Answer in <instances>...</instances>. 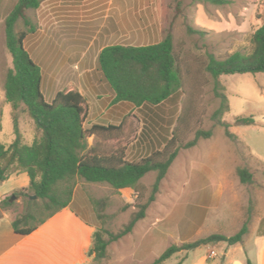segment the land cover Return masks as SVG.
<instances>
[{"label": "rangeland", "instance_id": "374dc122", "mask_svg": "<svg viewBox=\"0 0 264 264\" xmlns=\"http://www.w3.org/2000/svg\"><path fill=\"white\" fill-rule=\"evenodd\" d=\"M228 1L227 5H214L202 0H44L38 10L26 11V17L38 27L36 34L28 37V48L42 58L48 53L58 59L62 69L60 76L65 84L75 73L76 59L86 48V42L104 26L109 12L112 19L120 20L130 29L128 39H122L119 46H152L170 32L183 78L178 102L167 104L168 111L175 113L174 119L180 117L170 131L177 127L181 146L192 141L198 131L212 132L210 139H201L197 146L180 149L160 184L156 200L146 211V218L137 223L131 234L111 243L106 258L99 261L94 256L88 258L94 231L102 228L113 234L119 233L138 210L134 206L138 194L133 190L117 192L107 184L86 186L85 192L91 199L100 202L96 207L100 218H92L85 209L68 208L61 214L58 221L68 217L75 219L69 224L73 228V240L63 236L59 242L63 264H152L172 245L213 234L230 237L247 221L252 235L254 227L264 217V73L220 77L224 87L222 93L229 105V111L221 120L229 125V132L235 136L229 138L225 128L213 119L220 107V99L215 94L214 80L206 70L210 56L224 59L232 53H245L249 49L252 34L264 23V0ZM17 2L0 0V141L3 143L15 137L13 109L6 104L4 85L13 68L6 45L5 20ZM87 12L93 17L91 29H86L84 35L80 32V43L71 45L72 39H76L77 24L74 22ZM144 24L152 29L149 36L130 33L131 29L144 28ZM24 30L21 19L16 31ZM68 56L71 61H67ZM43 60L46 63L47 58ZM136 116L140 123L124 127L119 141L106 144V150L129 145L141 128L140 138L148 150L144 157L149 156L154 148L163 149L161 135L165 134L164 130L151 124L149 118L138 110ZM165 117L169 119L172 115ZM239 117H252L254 122L248 126L239 125L236 122ZM30 119L26 112L20 113V131L28 143L36 136ZM145 122L148 123L146 126ZM161 126L168 127L166 123ZM238 168L246 169L252 175V183L241 182ZM155 180L156 173L142 179L145 200L150 197ZM13 195L16 198L10 201L12 205L1 210L0 215L7 212L20 218L28 212L30 199L19 192ZM31 200L37 201L40 209L35 214L37 222L47 211L41 209L42 201ZM32 225L33 221H30L27 226ZM43 233L40 230L30 239L38 241L44 238ZM105 239L108 240L107 235ZM246 239V247L252 254L253 237ZM221 250L201 247L193 252H180L163 264H222ZM231 254L236 262L248 259L244 250Z\"/></svg>", "mask_w": 264, "mask_h": 264}, {"label": "trees", "instance_id": "16d2710c", "mask_svg": "<svg viewBox=\"0 0 264 264\" xmlns=\"http://www.w3.org/2000/svg\"><path fill=\"white\" fill-rule=\"evenodd\" d=\"M43 1L18 0L5 20L6 45L13 60V68L6 76L4 91L5 101L13 109L15 140L10 145H0V184L15 170L29 175L30 186L22 190L23 197L30 199L29 210L20 218L13 217V228L20 236L32 234L57 213L69 207L78 181L107 184L117 192L129 189L137 193L134 206L138 210L119 233L113 234L102 228L95 231L89 257L94 256L99 261L106 258L111 243L131 234L137 223L146 218V211L156 200L160 184L180 149L197 146L201 139H210L212 132L198 131L192 141L181 146L176 134L177 127L170 131L180 117L174 119L175 113L168 111L167 104L178 102L183 89V78L173 35L168 32L158 44L146 47L109 46L101 51L98 58V68L114 92L115 102L133 104L142 115L149 118L151 124L164 130L165 134L161 135L163 149L154 148L149 156L138 161H130L120 152L102 155L93 148L89 149L90 137L100 133L111 135L119 127L94 126L85 130L90 109L87 100L78 91H61L52 103L46 102L42 93V71L24 44L38 30L25 13L28 10H38ZM202 1L214 5L229 4L228 0ZM21 19L25 30L17 32L16 25ZM206 70L214 80L215 94L220 99V107L213 119L225 128L229 138H235L228 130L229 125L221 120L229 111V105L227 97L222 93L224 87L219 79L225 75L264 73V23L252 34L250 47L245 53L235 52L224 59L210 56ZM21 112H26L35 124L36 137L32 144L25 143L20 131ZM167 114L172 117L167 119ZM236 122L248 126L254 121L252 117H239ZM162 123H166L168 127H162ZM150 173H156V180L150 197L145 200V187L141 181ZM237 175L243 184L253 181L246 169L238 168ZM33 196L42 201L41 209L47 211L45 217L37 222L35 214L40 209L37 201L31 200ZM11 198L9 196L0 203V211L12 205ZM91 202L95 209L100 204L95 200ZM30 221H33V225L27 226ZM248 233L249 221L230 237L213 234L193 242L172 245L152 264H163L177 253L193 252L205 246L214 247L221 243L229 247L235 246L243 243ZM106 235L108 240L105 239ZM246 264L254 263L248 258Z\"/></svg>", "mask_w": 264, "mask_h": 264}, {"label": "crops", "instance_id": "0c3cea01", "mask_svg": "<svg viewBox=\"0 0 264 264\" xmlns=\"http://www.w3.org/2000/svg\"><path fill=\"white\" fill-rule=\"evenodd\" d=\"M85 14V13H82ZM83 17H78V20L74 22L77 24L75 31V38L72 39L71 45L77 46L80 42V32L84 35L86 29H91L90 25L93 24V17L87 12ZM106 21L93 38L86 42V48L83 49V53L79 54L74 65L75 73L68 76L70 80L65 84L64 78L61 79L58 59L51 57L46 53V63L42 58V55L34 54L31 49L28 48L29 38L25 41V48L31 55L34 62L41 68L42 71V93L47 103H52L56 95L61 92L78 91L80 92L89 104V116L84 125L85 130H90L94 126L119 127L118 133H112L111 135L98 134L88 139L89 149L93 148L96 152L102 155H111L120 152L125 157L133 161L139 157H144L148 150L143 145L140 137L142 128L137 132L134 140L124 147L116 146L106 150V144H112V142H118L120 134L124 127H130L132 124L140 123L137 118V108L127 102H115V94L105 82L101 71L98 68V58L101 51L109 46H119L122 39H128V27L120 20H114L110 17V12L105 17ZM140 22H142L140 20ZM108 25V26H107ZM145 25V24H144ZM150 26H144V28L130 31L131 34L136 36L146 37L150 35L152 29ZM74 29V28H73ZM43 29L40 30V34ZM101 45L98 46V41ZM82 42V41H81ZM107 42V44H103ZM84 44V42H82ZM128 46V45H126ZM67 61H71V57L68 56ZM58 66V69L56 68ZM7 104V103H6ZM33 129L36 130L34 122L30 119L29 121ZM127 130V129H126ZM116 132V131H115ZM36 136L32 137L30 143L28 139H25L26 144H32ZM15 140V137L8 142H1L0 145H10ZM117 140V141H116ZM92 183L85 181H78L75 188L73 200L69 207L63 211L57 213L46 223L40 226L35 232L28 236H20L16 234L13 228V216L7 212H2L0 218V264H63L60 240L63 236H68L73 240L74 233L73 228L69 227L70 222L74 223L75 219L68 217V219H58L61 214L66 212L68 208L85 209L87 213L92 215V218H98L97 211L92 205L91 197L85 192V187ZM30 186L29 175L20 170H15L9 178L0 184V203L7 197L13 195L15 192L21 193L22 190ZM122 190V191H127ZM51 222V223H50ZM49 224V225H48ZM44 228V229H43ZM254 228L255 231L249 233L244 242L235 246H227L224 243L218 244L217 246H205L210 249H221L223 252L222 264H246L247 259H243L241 262H236L232 258L231 252L238 250H244L247 252V257L254 261V264H264V217L260 218L257 226ZM43 230L44 238L38 241H32V237L38 231ZM97 230V229H96ZM95 230V231H96ZM94 231V233H95ZM73 233V234H72ZM93 233V235H94ZM92 235V245H93ZM248 237H253V252H249L246 247ZM72 250V249H71ZM218 252V251H217ZM69 255V254H68ZM251 255V256H250ZM70 257V255H69ZM88 258L90 259L89 255ZM215 261H213L214 263ZM76 262H72L75 264Z\"/></svg>", "mask_w": 264, "mask_h": 264}, {"label": "water", "instance_id": "95a60500", "mask_svg": "<svg viewBox=\"0 0 264 264\" xmlns=\"http://www.w3.org/2000/svg\"><path fill=\"white\" fill-rule=\"evenodd\" d=\"M23 194H24L23 192L20 193L21 196H22ZM15 198H16L15 195H13L12 198H11V201H13ZM35 198H36L35 196L32 197V199H35Z\"/></svg>", "mask_w": 264, "mask_h": 264}]
</instances>
